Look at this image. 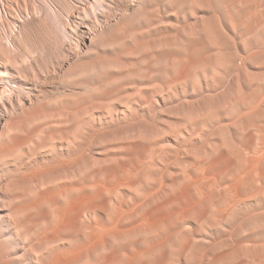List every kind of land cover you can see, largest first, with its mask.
Returning a JSON list of instances; mask_svg holds the SVG:
<instances>
[{
	"label": "rangeland",
	"instance_id": "rangeland-1",
	"mask_svg": "<svg viewBox=\"0 0 264 264\" xmlns=\"http://www.w3.org/2000/svg\"><path fill=\"white\" fill-rule=\"evenodd\" d=\"M0 264H264V0H0Z\"/></svg>",
	"mask_w": 264,
	"mask_h": 264
},
{
	"label": "bare ground",
	"instance_id": "bare-ground-1",
	"mask_svg": "<svg viewBox=\"0 0 264 264\" xmlns=\"http://www.w3.org/2000/svg\"><path fill=\"white\" fill-rule=\"evenodd\" d=\"M176 30V29H175ZM212 45V44H211ZM190 58V57H189ZM191 59V58H190ZM162 60V59H161ZM185 60V59H184ZM181 62V61H180ZM214 62V61H213ZM195 63V62H194ZM190 64H191V62H190ZM189 64V65H190ZM209 64V63H208ZM192 66V65H191ZM194 66H195V64H194ZM187 69H188V67H186ZM188 70H190V69H188ZM196 71V70H195ZM194 71V72H195ZM209 71V70H208ZM183 72H184V70H183ZM182 72V75H184V73L186 74V76H189L188 75V72L186 73V72H184L183 73ZM198 72V71H197ZM197 72H195V73H197ZM200 72V71H199ZM189 73H190V71H189ZM193 74V73H192ZM182 75H180V77L182 76ZM201 75V74H200ZM150 81V80H149ZM168 91V90H167ZM138 93V92H137ZM140 93V92H139ZM162 95V94H161ZM162 100V99H161ZM149 104V103H148ZM137 107V106H136ZM126 111V110H125ZM128 111V110H127ZM129 112V111H128ZM132 115V114H131ZM124 116V115H123ZM100 121V120H99ZM53 126V125H52ZM10 133V132H9ZM50 147V146H49ZM61 149V148H60ZM70 163V162H69ZM82 181V180H81ZM81 181L79 182L80 184H82L83 183V181H82V183H81ZM77 182V181H76ZM72 184V183H71ZM93 184V183H92ZM63 185H65V184H63ZM67 185V184H66ZM69 185V184H68ZM67 185V186H68ZM84 184H82V186H83ZM100 185V184H99ZM70 186V185H69ZM77 186H79V184L77 185ZM87 188V187H86ZM65 189V188H64ZM63 188H62V190H64ZM84 190V189H83ZM59 192V191H58ZM76 192V191H75ZM80 192H84V191H80ZM69 195V194H68ZM67 197V195L63 198V199H65ZM86 200V199H85ZM63 201V200H62ZM64 202V201H63ZM66 203H67V201H66ZM64 204V203H63ZM67 204H69V203H67ZM66 206V205H65ZM68 206V205H67ZM69 206H70V204H69ZM67 208V207H66ZM66 208H65V210H66ZM72 208V207H71ZM66 212H67V210H66ZM65 219V218H64ZM114 220H115V218H114ZM65 221V220H64Z\"/></svg>",
	"mask_w": 264,
	"mask_h": 264
}]
</instances>
